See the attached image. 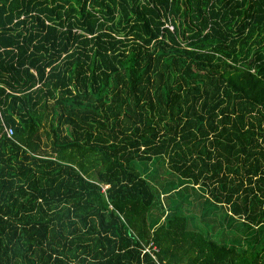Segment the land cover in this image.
Masks as SVG:
<instances>
[{
  "label": "trees",
  "instance_id": "1",
  "mask_svg": "<svg viewBox=\"0 0 264 264\" xmlns=\"http://www.w3.org/2000/svg\"><path fill=\"white\" fill-rule=\"evenodd\" d=\"M0 264H264V0H0Z\"/></svg>",
  "mask_w": 264,
  "mask_h": 264
},
{
  "label": "built area",
  "instance_id": "2",
  "mask_svg": "<svg viewBox=\"0 0 264 264\" xmlns=\"http://www.w3.org/2000/svg\"><path fill=\"white\" fill-rule=\"evenodd\" d=\"M4 133L7 137H9L11 135V129L10 128H4ZM152 249L154 250V248L152 247Z\"/></svg>",
  "mask_w": 264,
  "mask_h": 264
},
{
  "label": "rangeland",
  "instance_id": "3",
  "mask_svg": "<svg viewBox=\"0 0 264 264\" xmlns=\"http://www.w3.org/2000/svg\"><path fill=\"white\" fill-rule=\"evenodd\" d=\"M170 28V27H169Z\"/></svg>",
  "mask_w": 264,
  "mask_h": 264
}]
</instances>
